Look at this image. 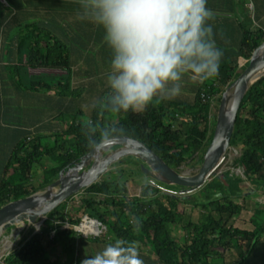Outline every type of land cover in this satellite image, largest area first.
Returning a JSON list of instances; mask_svg holds the SVG:
<instances>
[{
	"label": "trees",
	"instance_id": "1",
	"mask_svg": "<svg viewBox=\"0 0 264 264\" xmlns=\"http://www.w3.org/2000/svg\"><path fill=\"white\" fill-rule=\"evenodd\" d=\"M63 21L45 20L43 25L27 22L24 27L37 30L33 34H21L17 40L18 53L23 55L25 67L64 71V75L52 76L51 80L28 79L27 83H17L31 92L41 91L45 94L44 99L52 93L62 100L76 95L68 76L70 52L59 36L47 30L52 24L63 26ZM262 39L264 34L258 30L244 32L236 54L244 59L242 65H237L236 58L220 62L218 76L199 83L189 101L153 102L141 112L129 111L115 116L101 114L90 107L86 118L98 122L101 127L123 128L124 131L116 136L140 141L177 172L190 160L199 165L212 134L215 116L212 115L210 120L212 100L214 97L216 102L219 100L223 89L246 65L252 48ZM107 90L101 91L97 98ZM71 100L63 103V111L58 110L53 115L56 119L66 111L71 116L68 121L63 122L60 118L56 130L33 134L11 148L0 178V206L42 189L56 178L60 168L92 147L82 131L80 110L69 107ZM32 103L39 104V101ZM228 146L239 149L231 166L240 170L243 179L230 174L229 170L220 174L212 172L201 186L180 194L182 187L165 185L149 176L140 184L138 194L129 196L125 175L118 169L114 175L82 189L88 195L80 199L76 215L68 216V208L59 203L48 212L38 230L4 255L1 261L4 264H56L48 257L49 249L59 245L69 251L74 247L72 226L79 223L83 214L98 221L114 238L146 244L165 264H236L243 261L249 252L264 245V211L258 208L251 211L250 228L241 226L243 217H240L242 211L248 212L245 204L249 193L259 189L264 191V73L248 85L239 102ZM114 147L116 145L110 146ZM42 159L50 163L42 165ZM39 168L43 170V176L40 184L34 186L30 183V175ZM9 175L16 181L8 179ZM247 182L251 186L248 187ZM149 192L151 196H148ZM258 212L260 217L254 220ZM133 217L142 222L138 233L131 222ZM62 222L70 227L59 228ZM71 251L73 253V248ZM231 252L235 258L228 262L224 254Z\"/></svg>",
	"mask_w": 264,
	"mask_h": 264
},
{
	"label": "crops",
	"instance_id": "2",
	"mask_svg": "<svg viewBox=\"0 0 264 264\" xmlns=\"http://www.w3.org/2000/svg\"><path fill=\"white\" fill-rule=\"evenodd\" d=\"M207 6L214 14V19L209 23L213 26L217 47L223 51L221 62L236 58V61L242 64L239 60L244 62V59L236 54L243 33L258 30L264 34V0H208ZM78 9V0H0V178L11 148L33 134L59 128V122L53 115L61 106H65L62 98L52 93L47 94L46 98L50 109L44 110V93L31 92L17 85L18 82L27 83L28 79L42 82L44 78L51 80L52 76L64 75V71L57 69L29 68L23 65L24 59L23 55L18 53L17 40L21 34H33L37 30L33 27H24L23 24L31 22L43 25L45 20H64L63 26L52 24L50 27L47 26V30L59 36L70 52L68 76L72 88L76 84L92 79H97L100 83L106 81L111 50L103 41V29L88 20L80 19L77 15ZM198 84L185 76L182 82L184 93L171 100L189 98L191 100ZM71 99L74 98L68 96L64 103H69ZM38 101L39 104L32 103ZM9 177L10 175L8 179ZM246 216V213L240 215ZM247 219L242 220L243 228L251 227ZM236 226L239 227L238 223ZM100 227L104 230L103 225ZM74 231L79 233L80 237L74 238L73 253L70 254L69 251L55 245L49 249L50 260L56 264H80L85 256L94 254L105 244L116 239L108 233L106 236L94 238L101 230L96 235H83ZM27 237H23L22 240ZM137 242L145 264H165L158 260L146 244ZM234 258L233 252L224 254V259L228 262ZM236 264H264V245L256 247L243 261Z\"/></svg>",
	"mask_w": 264,
	"mask_h": 264
},
{
	"label": "clouds",
	"instance_id": "3",
	"mask_svg": "<svg viewBox=\"0 0 264 264\" xmlns=\"http://www.w3.org/2000/svg\"><path fill=\"white\" fill-rule=\"evenodd\" d=\"M77 15L103 29L111 50L107 92L91 102L101 114L141 112L149 104L181 94L185 76L203 84L219 74L223 51L217 47L208 0H78ZM89 146L122 133L90 118L82 120ZM98 134V139H97ZM151 196V192L148 193ZM138 233L141 220L131 221ZM80 264H145L139 243L116 238Z\"/></svg>",
	"mask_w": 264,
	"mask_h": 264
},
{
	"label": "water",
	"instance_id": "4",
	"mask_svg": "<svg viewBox=\"0 0 264 264\" xmlns=\"http://www.w3.org/2000/svg\"><path fill=\"white\" fill-rule=\"evenodd\" d=\"M264 73V39L256 44L246 65L220 94L216 106L210 141L206 146L196 172L179 173L167 166L143 143L127 136H115L105 143L91 147L77 160L60 168L54 180L41 191L10 200L0 206V232L14 225L22 228L45 216L59 203L95 182L110 163L123 156H134L141 161V171L165 185L182 187L179 193H189L203 184L216 167L228 147L239 102L259 75ZM116 145L114 148L110 146ZM94 222L98 223L95 219Z\"/></svg>",
	"mask_w": 264,
	"mask_h": 264
},
{
	"label": "rangeland",
	"instance_id": "5",
	"mask_svg": "<svg viewBox=\"0 0 264 264\" xmlns=\"http://www.w3.org/2000/svg\"><path fill=\"white\" fill-rule=\"evenodd\" d=\"M239 62L243 63L242 60H239ZM236 63L239 67L242 65V64H239L237 61H236ZM239 69L241 70V68H239ZM239 69H238V72L240 71ZM85 82H87V83H85ZM85 82H82L80 84H76V86L74 87V89L76 91V95L71 96L74 99L71 100V103L69 105V107L78 108L80 110V112H81L80 118L82 120L87 117V115L89 113L91 102L97 98L98 94H100L101 91H103L105 88H107L106 81L100 83V82H98L97 79H92L90 81H85ZM52 83H54V82H52ZM181 93H184L182 89H181ZM215 98L216 97L213 98L212 104H211V107L209 110L210 120L213 119L212 115L213 116L215 115L216 106L218 104V101L216 102ZM181 100L182 101H189L190 98L185 99V100L181 99ZM44 101H45L44 102V110H49L50 104H48L46 102L47 101L46 99H44ZM72 101H73V103H72ZM62 102L64 103V100H62ZM62 109H63V107L61 106L60 110L63 111ZM69 114L70 113H66V111H65V112H63V114H61L62 116H58L56 118V120L59 121V119L62 118L63 122L68 121L69 117H71ZM44 131L50 132L51 130L47 129ZM238 154H239L238 148L228 146L225 149V151L222 155V158L220 159V161L218 162L216 167L212 170L213 174H220L224 170H229L230 174H233L234 176L243 179V176H242L240 170L236 167L231 166L232 158L237 156ZM48 162L50 163V161H48L46 159H42V165H46V164H48ZM140 164H141V161L138 160L134 156H130V155L129 156H123L120 159L110 163L109 166L107 167V170L104 171L98 177V179L96 181L101 180L102 178L114 175L118 169H122V171L125 175L124 182H125L126 194L129 196H132V195L136 196L138 194L140 184L144 183L149 178V176H147L146 174H144L141 171V169L139 167ZM197 168H198V164L194 163L193 160H190V161H187V164H183L180 166L179 173H182L185 175H190V174H193L194 172H196ZM0 171H1V168H0ZM42 176H43V170L39 168L38 170H36V173L34 175H32V174L30 175V183L34 186L39 185L41 182ZM9 179L12 182L16 181V178L13 177L12 175H10ZM208 179H209V176L207 177L206 180H208ZM148 182L152 183V181H148ZM244 182L246 183V181H244ZM247 183H248L247 184L248 187L251 186V185H249V182H247ZM161 188L162 189H160V190H163V191L166 190L167 191V189H164L163 187H161ZM38 191H41V189ZM86 194L87 193H85L84 191L79 190L77 193L71 195L68 199H66L65 201L60 203L61 205L64 204V206H66L68 208V211H67L68 216H72L74 214L75 215L77 214L76 212H77V209H78V206L80 203V199L82 197L86 196ZM245 208L248 212H250V210L251 211L255 210L256 208L264 211V191L260 190V189L253 191V193L251 191L249 193L247 200H246ZM248 212L246 213L247 216L243 217V219L244 218L247 219V217L249 218V216L251 215V212L250 213H248ZM47 214L48 213H46V215ZM259 214L260 213L258 212L253 217V219L258 220V218L260 217ZM46 215L38 217L34 223H29L28 225H25L22 228H17V226L11 225V226L5 228L3 231H1L0 232V258L2 257L3 254L9 253V252L13 251L15 248H17L18 244L23 241L22 240L23 237L25 238L26 236H29L30 234L36 232L38 230L40 224L45 220ZM243 215H245V213H243ZM247 221H248V219H247ZM62 226H63V222L59 226V228H62ZM98 227L101 230V232H100V234H98V236H94V238H99L101 235L106 236L107 230H105V229L103 230V227H100V225ZM50 233H52V232H50ZM74 236L80 237L79 233H77V232L74 233ZM71 249H69L70 254H72Z\"/></svg>",
	"mask_w": 264,
	"mask_h": 264
},
{
	"label": "built area",
	"instance_id": "6",
	"mask_svg": "<svg viewBox=\"0 0 264 264\" xmlns=\"http://www.w3.org/2000/svg\"><path fill=\"white\" fill-rule=\"evenodd\" d=\"M159 187V186H158ZM159 189H162L161 187H159ZM92 223H94V227L96 229L95 233H89L88 231H85L86 228L90 227L91 225H93ZM99 223H96L94 222L91 218H89L88 216L86 215H83L81 217V219L79 220V223L75 226H72V229L80 232L81 234L83 235H87V234H92V235H96L100 232V229H99ZM62 228H69V225L66 223V222H63V226ZM52 235V233L50 234V236ZM7 253L3 254L2 257L4 255H6ZM1 257V258H2ZM1 258H0V264H4L2 261H1Z\"/></svg>",
	"mask_w": 264,
	"mask_h": 264
},
{
	"label": "bare ground",
	"instance_id": "7",
	"mask_svg": "<svg viewBox=\"0 0 264 264\" xmlns=\"http://www.w3.org/2000/svg\"><path fill=\"white\" fill-rule=\"evenodd\" d=\"M193 172V171H192ZM93 225H91L90 227L86 228L85 231H88L89 233H95L96 229L94 227V223H92Z\"/></svg>",
	"mask_w": 264,
	"mask_h": 264
}]
</instances>
